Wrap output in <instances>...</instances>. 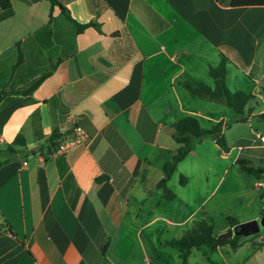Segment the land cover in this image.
Listing matches in <instances>:
<instances>
[{
  "label": "crops",
  "instance_id": "crops-1",
  "mask_svg": "<svg viewBox=\"0 0 264 264\" xmlns=\"http://www.w3.org/2000/svg\"><path fill=\"white\" fill-rule=\"evenodd\" d=\"M8 1L9 9L0 7V94L27 87L57 65L32 94L8 93L0 100V148L18 151L0 167V264L161 262L160 253L147 252L151 237L143 233L151 223L159 220L166 232H180L165 242L189 230L200 207L206 214L224 206L227 190L209 206L210 195L197 203L196 177L188 173L197 174L196 158L210 152L231 166L239 159L251 163L264 151V134L250 125L264 113V3L58 0L78 23L99 24L100 30L75 34L49 0ZM18 50L22 60L16 64ZM220 54L228 59V89L263 103L258 111L249 104L244 119L228 126L227 106L226 111L201 106L186 89L208 83V69ZM185 115L210 126L221 120L228 151L211 138L195 142L186 156L189 171L180 173L186 175L180 187L195 182V196L175 191L177 215L138 222L153 197V206L166 203L156 183L177 148L172 124ZM77 124L86 143L50 155L51 145L59 136L69 137ZM233 126L227 135L224 127ZM247 183L240 187L243 222L256 219L263 208ZM4 220L15 237L3 230ZM169 253L180 260L177 249Z\"/></svg>",
  "mask_w": 264,
  "mask_h": 264
},
{
  "label": "rangeland",
  "instance_id": "rangeland-1",
  "mask_svg": "<svg viewBox=\"0 0 264 264\" xmlns=\"http://www.w3.org/2000/svg\"><path fill=\"white\" fill-rule=\"evenodd\" d=\"M207 80L208 83L205 82L206 84L210 86L214 85V81L209 76V74ZM190 96L196 97L195 100H198L201 106V103L205 102L204 104L207 103V105L209 106H214L225 111L228 110L226 105L207 100L203 97L194 96L191 94ZM255 102L252 101L250 104L254 106V109L256 111H258L262 107L263 103L260 100H256ZM230 115L232 116L231 111ZM230 119L231 118L227 120V123L232 125L233 122H230ZM200 123L202 127L210 126V122L205 119H200ZM250 125L253 128L254 132L259 131L261 134H264V117H252L250 119ZM234 126L231 130H228V127H224V129L227 131V135L233 132ZM243 127L247 128L246 122ZM175 146H177V144ZM208 155L209 156H207V158H203V156L196 158L198 165V171L196 175L192 172H188L190 173V177H196V183L192 182L190 185L184 188L180 187V173L184 171H189L187 169L189 168L190 159L189 157H186L181 163V165L177 167V170H175L174 173L171 175L167 183V187L173 193H175V191L180 192L183 190L184 194H193L192 196H195L196 192L194 186L197 185V196L199 201L197 202L198 204L207 195H210L208 197L209 201L206 203V206H209L211 202L215 201V199L219 198L225 192V190H227L226 196L224 195L225 202L223 203L224 206L222 210H210V212L204 214L202 213L200 207L197 212V215L195 216V219L197 220L204 219L212 223L213 234L218 237L219 235L224 234L228 231V228H226L227 226H230V222L227 218L228 216L235 218L237 221L240 220V222H243V219L246 217L240 210V205L241 203H243L241 200L244 198L240 194V187L243 181H247L249 183V188H252L251 192L255 195L256 199L258 200V203L260 205L263 204L264 188L256 187L255 185L258 181H264V174L262 173L259 177H256L254 174H250L243 171L238 163H236V165L233 164L231 166H227V163L220 159L218 156H211L210 152ZM258 155L261 158L259 156L254 157L252 158V162H248L247 165L262 170L261 168H264V151H260ZM206 166H210V168L207 169L208 173L206 176V180L205 182H203V173L206 170ZM236 175H240L241 177H243L241 183L233 181V178L236 177ZM182 176L186 177V175L184 174ZM154 200L155 198L153 197L151 199L150 206H146L143 212L140 214L138 222L143 223V221H148L157 215H164L168 219H172L171 217H174V215L178 214L175 212V208H177V203L176 205H173L176 202L172 201L173 199L165 200L166 203H163L160 206H153ZM192 205L193 207H195L197 204ZM149 208L151 209L149 210ZM263 212L264 204L261 210V214L257 216L256 220H260V217ZM162 226H164L162 221L158 220L154 223H151L150 226L145 229L143 235L146 236L147 234H149L151 237L150 244L146 243L147 252L150 253L152 257H154V252L160 253L161 262H158L156 264H180V260H176L174 254L169 253L170 251L176 252V248L166 245L163 240L165 237H169L170 235H179L180 232L178 231L175 232V234H172V232H166L165 229L162 228ZM143 235H141L142 239H144ZM187 262L188 264H264V229L260 227V230L257 233L247 236H240L238 239V247L236 250H233L231 248L230 243L223 244L220 247L219 251L212 250L207 245H202L198 248H194L192 249L188 257Z\"/></svg>",
  "mask_w": 264,
  "mask_h": 264
},
{
  "label": "trees",
  "instance_id": "trees-1",
  "mask_svg": "<svg viewBox=\"0 0 264 264\" xmlns=\"http://www.w3.org/2000/svg\"><path fill=\"white\" fill-rule=\"evenodd\" d=\"M223 5H244L249 3H264V0H216ZM51 6L58 5L61 10V14L64 18L72 25L75 34L82 33L88 27H94L96 30H100L99 24L95 20H91L86 23H78L75 21L68 13V10L63 6L58 0H49ZM0 7L10 8L8 0H0ZM98 14V13H96ZM51 18V14H50ZM49 23V21H48ZM22 60L21 51L18 50L17 62L18 64ZM228 59L220 54V61L216 66H210L208 69L209 76L213 79L214 85L210 86L205 82H197L193 85H187L186 89L188 93L194 96L203 97L207 100L222 103L226 105L231 113L230 122L240 121L244 119L245 109L255 97L252 94H247L241 91H230L225 83L226 74V63ZM56 63H52L51 66L43 71L37 79L32 81L27 87L18 88L14 90H6L0 94L1 98L8 94H21L30 95L38 87V85L56 68ZM259 117H264V113L259 114ZM229 122V123H230ZM229 125L226 122V126ZM223 122L220 120L212 124L209 128H204L200 125L198 118L195 115H185L179 118L172 124V139L177 144L176 152L171 156V158L164 162L162 165V177L157 181L156 186L160 188L163 192V198L165 200H172L175 197L168 187L167 183L177 168V165L182 161L188 153L193 149L194 143L205 138H211L216 144L224 151H228V145L225 142L222 135ZM57 138V137H56ZM55 138V139H56ZM60 136L58 137V139ZM55 143V142H54ZM18 156V151L12 146L8 145L5 148H0V167L15 160ZM241 169L247 173L254 174L259 177L264 170L258 168H253L247 165V161L239 159L237 162ZM186 183V177H179V184L184 185ZM230 226H236L238 221L228 216L227 217ZM2 228L4 231L8 232L10 235L15 237V233L11 225L4 220L2 222ZM240 235H233L230 238L222 239L217 238L213 234L212 223L206 220L194 221L191 228L185 231L180 237L170 238L165 241L166 245L172 246L178 250L180 264H188V257L194 248H198L202 245H207L210 249L214 250L217 247L222 246L225 243H230L232 249H235L238 245V239Z\"/></svg>",
  "mask_w": 264,
  "mask_h": 264
},
{
  "label": "built area",
  "instance_id": "built-area-1",
  "mask_svg": "<svg viewBox=\"0 0 264 264\" xmlns=\"http://www.w3.org/2000/svg\"><path fill=\"white\" fill-rule=\"evenodd\" d=\"M88 136L81 125H74L72 127L71 135L67 138L61 137L51 145L50 155L64 154L69 149H72L78 145L85 144ZM256 187L264 188V181H258ZM264 204V200H263Z\"/></svg>",
  "mask_w": 264,
  "mask_h": 264
},
{
  "label": "water",
  "instance_id": "water-1",
  "mask_svg": "<svg viewBox=\"0 0 264 264\" xmlns=\"http://www.w3.org/2000/svg\"><path fill=\"white\" fill-rule=\"evenodd\" d=\"M264 174V172H263ZM260 227L264 229V212L260 217V220H249L238 223L236 226L230 228L226 233L219 235L217 238H230L233 235L247 236L254 233H257L260 230Z\"/></svg>",
  "mask_w": 264,
  "mask_h": 264
}]
</instances>
